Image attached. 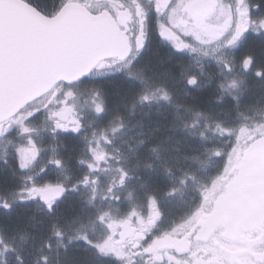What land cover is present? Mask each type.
<instances>
[{"label":"snow or ice","instance_id":"obj_1","mask_svg":"<svg viewBox=\"0 0 264 264\" xmlns=\"http://www.w3.org/2000/svg\"><path fill=\"white\" fill-rule=\"evenodd\" d=\"M254 38L264 0H0V264H264Z\"/></svg>","mask_w":264,"mask_h":264},{"label":"flooded vegetation","instance_id":"obj_2","mask_svg":"<svg viewBox=\"0 0 264 264\" xmlns=\"http://www.w3.org/2000/svg\"><path fill=\"white\" fill-rule=\"evenodd\" d=\"M254 41L255 42H252L250 41L249 44L251 46V50L254 51L255 53H257V57L258 59L260 58V53L262 51H264V46L260 45L259 43V38H254ZM157 45V41L156 40H153V47H155ZM187 210L186 209H183V208H179L178 211L174 214V216H172L171 218H175L179 215H182L185 211ZM5 216H9L10 218H12L13 216H15V212L13 213H3ZM3 214H0V217L4 216ZM0 221H1V218H0ZM162 226H166V222L165 224H162Z\"/></svg>","mask_w":264,"mask_h":264},{"label":"rangeland","instance_id":"obj_3","mask_svg":"<svg viewBox=\"0 0 264 264\" xmlns=\"http://www.w3.org/2000/svg\"><path fill=\"white\" fill-rule=\"evenodd\" d=\"M186 209L187 207L186 206H170L169 207V211H168V217L171 218L172 216H174V214L178 211V209Z\"/></svg>","mask_w":264,"mask_h":264},{"label":"trees","instance_id":"obj_4","mask_svg":"<svg viewBox=\"0 0 264 264\" xmlns=\"http://www.w3.org/2000/svg\"><path fill=\"white\" fill-rule=\"evenodd\" d=\"M4 215V214H3ZM1 218V221H3V220H12V219H14L15 218V216H13L12 218H10L9 216L7 217V216H2V217H0Z\"/></svg>","mask_w":264,"mask_h":264}]
</instances>
